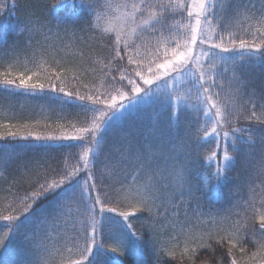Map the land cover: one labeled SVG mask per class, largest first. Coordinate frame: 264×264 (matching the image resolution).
<instances>
[{"label":"snow or ice","instance_id":"6c2138e0","mask_svg":"<svg viewBox=\"0 0 264 264\" xmlns=\"http://www.w3.org/2000/svg\"><path fill=\"white\" fill-rule=\"evenodd\" d=\"M0 29V180L23 186L0 254L164 264L183 237L181 261L264 264V0H54Z\"/></svg>","mask_w":264,"mask_h":264},{"label":"trees","instance_id":"16d2710c","mask_svg":"<svg viewBox=\"0 0 264 264\" xmlns=\"http://www.w3.org/2000/svg\"><path fill=\"white\" fill-rule=\"evenodd\" d=\"M4 0H0V3H3ZM13 4L7 7H5L4 10H2V15H0V25L7 24L9 29V35L11 36V29L21 24L25 18L35 12L38 15L41 16H47L49 14V9L51 8L52 3L54 0H12ZM5 4V3H3ZM9 4V3H7ZM15 5V7H13ZM59 14L57 10L50 11V15L55 16ZM2 30V29H0ZM67 44V47L60 46L61 47V56H63L65 59L69 60L72 63H79L81 61L87 63V60L89 59V48L85 47L83 44L79 45H71ZM81 50L84 52V56L82 57L80 55ZM103 49L100 47L99 44L96 42H92L91 44V52L92 55H98L103 53ZM83 84H88L91 86L93 83L98 84L99 82L93 78L92 75H88L86 77L82 78ZM80 87V90L83 92L85 89L82 87V85H77ZM39 104L38 101H32L29 104L26 105L25 109L23 110L25 113V118L28 119H36L39 117V111L37 105ZM0 111L6 113L7 115H11V112L7 109V106L0 107ZM20 117L17 116L16 119H19ZM69 119H72L71 116H69ZM13 123L16 122L15 119L12 121ZM207 147V145L205 146ZM11 178H9L10 181ZM9 181L0 180V215H7L8 214V205L10 201L13 198V193L17 191L19 188L20 192L23 191V186L13 184L11 185V191H8L9 189ZM204 208L207 209L210 207V204L205 198L203 201H201ZM216 207H221L220 204H217ZM223 207H227V205H223ZM241 223L243 221L241 220ZM5 229L3 228V222L0 221V233H2ZM202 230V226L198 227L197 229H194V232H199ZM183 237H181V244L180 247L175 249L177 253L176 259L171 258H165L164 264H215V260L219 259L222 250L217 249L215 252H212L211 250H200L196 254L195 257H193V261H189L187 259L181 261L180 255L181 250L184 247L183 244ZM105 243H114L112 240H105ZM256 250V246H251L249 248V253ZM22 255L21 248L19 245H14L12 248L6 252L0 254V264H15V261H17L20 256ZM187 255H191V252H189ZM237 260L240 262V264H248V261L246 260V257H242L239 252H236ZM78 258V257H74Z\"/></svg>","mask_w":264,"mask_h":264},{"label":"rangeland","instance_id":"374dc122","mask_svg":"<svg viewBox=\"0 0 264 264\" xmlns=\"http://www.w3.org/2000/svg\"><path fill=\"white\" fill-rule=\"evenodd\" d=\"M3 3H5L7 9L9 8V6H11L13 4L12 0H4ZM9 3V4H7Z\"/></svg>","mask_w":264,"mask_h":264}]
</instances>
